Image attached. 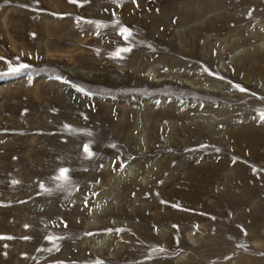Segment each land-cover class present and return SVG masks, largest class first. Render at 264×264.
Masks as SVG:
<instances>
[{"label":"rangeland","instance_id":"obj_1","mask_svg":"<svg viewBox=\"0 0 264 264\" xmlns=\"http://www.w3.org/2000/svg\"><path fill=\"white\" fill-rule=\"evenodd\" d=\"M262 113L264 0H0V264H264Z\"/></svg>","mask_w":264,"mask_h":264},{"label":"bare ground","instance_id":"obj_2","mask_svg":"<svg viewBox=\"0 0 264 264\" xmlns=\"http://www.w3.org/2000/svg\"><path fill=\"white\" fill-rule=\"evenodd\" d=\"M164 111V110H163ZM120 124H122V123H120ZM120 124H118V125H120ZM121 126V125H120ZM205 128V127H204ZM204 164V163H203ZM201 167V166H200ZM197 168V167H196ZM196 171L198 172V174H200L201 176H202V178H205V176H207V175H212V174H215V169H213V167H211V165L209 164V163H207V164H205V165H203V167L202 168H197L196 169ZM218 172V171H217ZM122 170H119L116 174H114V175H116V178H119V177H121L122 178ZM125 175V174H124ZM109 179H111V178H109ZM209 179V178H208ZM116 179H114V181H115ZM117 181V180H116ZM186 182V181H185ZM189 182H194V180H193V178H192V176L191 177H189L188 178V183ZM129 191V190H128ZM126 193V192H125ZM117 207H118V205H117ZM112 211H114V209H112ZM120 212V211H119ZM110 213L111 212H108V214L110 215ZM160 214V213H159ZM96 215V214H95ZM108 216V215H107ZM106 217V216H105ZM152 219H154V221H158V220H160L161 219V216L160 215H158V214H152ZM74 218V217H73ZM87 220H86V222L83 224V229L84 230H91V229H103V228H107V227H109V225L107 224V223H105V222H103L102 221V219L101 218H99L98 220L96 219V217L92 214V216L90 217V218H86ZM96 222H98V223H96ZM82 225V224H81ZM73 226V225H72ZM69 227V226H68ZM159 233V232H158ZM66 238H69V236L68 237H66ZM171 241V240H170ZM82 246V245H81ZM76 248H78L79 247V245H77V246H75ZM41 248V251H44V250H46L45 249V247H40ZM114 250V249H113Z\"/></svg>","mask_w":264,"mask_h":264},{"label":"snow or ice","instance_id":"obj_3","mask_svg":"<svg viewBox=\"0 0 264 264\" xmlns=\"http://www.w3.org/2000/svg\"><path fill=\"white\" fill-rule=\"evenodd\" d=\"M115 2V0H114ZM124 33H128V35H130V32H128L127 29H122L121 31V34L124 35ZM129 49H123L122 51H128ZM120 54V50H118L115 55H119ZM28 67V65H20L19 68H11L10 67V72L12 73H15V74H18L21 69H26ZM80 91H83L82 89H80ZM262 115V118H264V113L261 114ZM84 151L89 155L91 156L92 153L89 151V147L87 145L84 146ZM68 172V169H60V177H58L59 179H63V180H67L68 177L66 175V173ZM97 264H102V262H97Z\"/></svg>","mask_w":264,"mask_h":264}]
</instances>
